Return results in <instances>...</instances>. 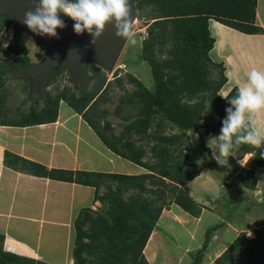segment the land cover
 Listing matches in <instances>:
<instances>
[{
	"label": "trees",
	"instance_id": "16d2710c",
	"mask_svg": "<svg viewBox=\"0 0 264 264\" xmlns=\"http://www.w3.org/2000/svg\"><path fill=\"white\" fill-rule=\"evenodd\" d=\"M256 4L257 0H137L136 8L141 11L147 8L148 18L152 21L147 26V35L134 61L144 60L149 64L154 83L146 88L135 76L127 74L128 81H134L137 87L129 98L121 100V104H140L136 122L126 128L135 127L133 131L140 134L135 140L130 139L128 130L114 134L111 123L105 119L109 111L107 108H97L107 92V88H103L106 76L100 67L93 64L88 66L90 80H93L92 88L77 95L67 88L54 96L47 94L40 108L31 105L29 117L24 121L0 118L1 125L29 126L54 122L59 102L64 100L110 151L144 169L143 173L137 175L49 169L38 162L4 151L3 163L6 166L36 176L94 186V200L107 205L102 212L94 214L90 208H83L76 217V239L72 251L75 264H149L142 250L162 210L169 203L176 204L190 215L200 214L201 205L193 200L186 187L187 182L201 172L200 165L189 162V155L185 152L191 150L187 133L190 129L198 132L203 126L214 131L215 128H211V122H214L217 126L215 130L220 134L228 115L226 109L231 107L227 100L218 95L227 78L222 63L212 61L209 56L214 43L209 20L245 33L264 32L256 24ZM11 26V16L8 13L0 14V31ZM165 41L171 42L167 49L162 47ZM4 52L10 58L0 62V73L30 63L22 35L15 45L10 41ZM157 53L164 57H159ZM130 54V51L127 52L125 58L129 63ZM115 79L122 87L121 78L117 76ZM28 90L29 84L24 82L22 92L28 94ZM226 95H236V88L232 87ZM118 108L115 107L114 112ZM152 116H158L159 120L148 132ZM249 126L246 122L233 135V141L236 136L243 135ZM169 127L176 131L166 132ZM138 140L144 142L137 144ZM145 145H150L148 150ZM233 151L238 152L239 158L243 154H251V168L240 166L232 157L228 158V162L237 171L243 187L255 188L257 178L254 170L255 167H264V158L260 156L264 145L257 149L244 144L239 149L234 146ZM144 157H148V160L144 161ZM147 180L163 189L148 188ZM101 184L108 190L100 193L98 188ZM259 206L263 208L264 202ZM216 227L211 226L206 230L203 246L196 250L191 264H201L203 252ZM254 233L253 237H249L240 231L214 259V264H264V235L260 229ZM3 239V234H0V264H44L4 252Z\"/></svg>",
	"mask_w": 264,
	"mask_h": 264
},
{
	"label": "crops",
	"instance_id": "0c3cea01",
	"mask_svg": "<svg viewBox=\"0 0 264 264\" xmlns=\"http://www.w3.org/2000/svg\"><path fill=\"white\" fill-rule=\"evenodd\" d=\"M210 20L209 30L214 43L209 56L212 61L222 63L224 67L227 80L222 88L227 86L228 93L234 87L229 75L241 87L247 86L249 71L253 68L264 71V32L245 33ZM256 24L264 30V0H257ZM253 120L255 126L264 129V110ZM61 129L70 132L72 139L62 137ZM82 144L85 145L87 155L80 157L79 145ZM5 150L43 164L49 169L127 175L143 173L141 166L122 157L115 158L120 156L110 151L86 121L64 100L59 102L54 122L29 126L0 124V234L4 236L2 249L21 259H34L44 264H75L72 251L76 239V217L83 208H90L94 214L98 212V208L104 207L100 201L94 200V186L36 176L6 166L3 163ZM94 152L103 154L107 164H102V160L92 161L89 153ZM202 173L188 182L200 178ZM188 182L186 187L189 195H192ZM98 190L108 189L101 184ZM204 193L210 201H201L192 195L193 200L201 205L199 216L203 211L215 212L217 208L213 203L216 195L210 196L212 193L209 194L208 190H204ZM86 199L88 203L85 202ZM172 204L174 209L170 214V221L162 220L170 225L162 228L169 236L159 231V219L164 210L170 209V204L162 210L142 250L149 264H191L193 259L189 256L190 253L202 247L206 230L217 225L201 262L211 264L209 262L213 261L214 264V259L241 231L219 218L211 223L207 222L198 239L196 230L201 226V219ZM182 215L190 217L193 223L186 219L180 220ZM189 223L192 224L189 226ZM229 230L233 234H229Z\"/></svg>",
	"mask_w": 264,
	"mask_h": 264
},
{
	"label": "rangeland",
	"instance_id": "374dc122",
	"mask_svg": "<svg viewBox=\"0 0 264 264\" xmlns=\"http://www.w3.org/2000/svg\"><path fill=\"white\" fill-rule=\"evenodd\" d=\"M133 2V18L134 20V31L137 35L138 43L136 45H130L127 41L121 51V54L115 64V67L110 70L106 71L102 67L101 71L104 72L106 76V81L104 83L103 88H107V92L103 96L104 100L98 102L99 106L97 108H107L109 114L106 116V120L111 123V128L114 134L119 135L121 132L128 130L130 135V139H137L140 134H137L133 131L135 129L134 126H128L130 123L136 122V115L139 114V103L137 104H128L126 103L121 104V100L129 98L136 89L137 85L134 81H128L127 74H132L139 80L146 88H150L153 85V80L151 76V70L149 64L142 60L135 62L136 56L139 55L142 47L143 39L147 35V26L152 21L148 18L147 15V8H144L142 11L136 8L137 0H132ZM141 13V14H140ZM140 14V15H139ZM216 20H210V22H214ZM25 41V47L27 49V54L30 59V62H38L43 58V52L39 49L37 44L33 41L30 35L27 32H23L21 34ZM8 30L7 28H1L0 31V62L8 60L10 55L5 53V44L8 41ZM171 45L170 41H165L162 47L164 49L169 48ZM130 51L129 55V62H126V54ZM159 57H164V55L157 53ZM89 72V68H88ZM89 73V77H90ZM116 74V75H115ZM213 76H216L215 73H212ZM1 76V74H0ZM119 76L122 80V87L117 84L116 77ZM24 82L28 83L20 78H0V118L7 119L9 121H21L26 120L29 117V112H31L32 104L36 105V108H40L44 100L48 97L44 98H37L31 100L28 98V94L22 92V87L24 86ZM93 80H89V84L86 89L92 88ZM69 89L71 92H74L76 95L81 90L73 85L71 81H69L68 73L62 71L58 74H55L49 81L46 86L47 94L54 96L57 92L62 91L63 89ZM227 86L221 87L219 90V94L227 93ZM85 89V90H86ZM8 93V94H6ZM119 107L117 112H114L115 107ZM142 116V114H140ZM128 116V117H127ZM158 116L151 117V127L148 128V132L157 125L158 123ZM205 121L203 120V123ZM102 124V122H101ZM135 126L136 123L134 124ZM216 124L211 122V128H215ZM210 131V129L205 128L204 126L199 129L198 132L192 131L190 129L187 133V143L190 144L191 150L185 151L189 155V162H195L200 165L202 175L200 178L196 179L195 181L188 182L189 190L191 191L192 195L198 197L197 199H201V201L209 200L208 196H205L204 190H208L209 194L212 193L210 196L216 195V200L213 201L217 208L214 211H203L202 214L198 217L201 219L199 225L200 228L196 230V235L201 238V232L204 229V226L207 222L211 223L217 219H222L227 223L231 224L234 228H238L241 231H244L246 236L253 237L255 235V230L260 229L264 235V207H260L259 204L264 202V167H255V177L257 178V183L255 188L248 189L243 187L242 183L240 182L237 171L233 169L232 165L229 163V167L222 168L219 167L215 160L212 159V152L211 149L207 147V141L210 136H218L219 134L216 130ZM175 129L169 127L166 129V132L172 133L175 132ZM62 137H68L72 139V135L67 130L61 129L60 132ZM201 135V137H200ZM87 134H85V137ZM144 142V140L136 141L137 144ZM151 145V143H150ZM150 145H145L147 150L149 149ZM80 146V157L86 156L87 153L85 152V145ZM208 148V150L206 149ZM102 150V149H101ZM235 152V156H229L234 158L236 162L241 166L239 161L247 162L245 165L247 168H251L252 161L250 160V153L243 154L242 157L239 158L238 152ZM90 159L92 161H100L102 160V164H107V161L104 159L103 154L89 153ZM103 157V158H102ZM120 158L121 157H115ZM144 161L148 160V157L143 158ZM152 162V160H151ZM100 163V162H99ZM144 172V169L141 168ZM148 172V171H146ZM200 172V173H201ZM199 176V175H198ZM196 178V177H195ZM150 181H146V185L150 189H163L160 185H155L149 183ZM212 191V192H211ZM103 190H100L102 193ZM189 192V191H188ZM126 193L125 195H127ZM151 195V194H150ZM190 195L191 197H193ZM210 201V200H209ZM208 201V202H209ZM88 203V199L85 201ZM85 203V204H86ZM168 206L170 209L164 210L163 214L161 215L159 225V231L169 236L168 233L163 230V226H170L169 223H164V221H170L172 214L173 204L169 203ZM172 204V205H171ZM104 209L107 207L106 204H102ZM213 206V205H211ZM167 206L165 208H168ZM98 208V207H97ZM101 208V207H100ZM98 208V212H102L103 208ZM164 208V209H165ZM175 208H177L175 206ZM215 208V207H214ZM175 216V214H173ZM181 215V214H180ZM179 217V216H178ZM174 218V217H172ZM180 220L186 219L187 222H192L190 217H179ZM175 219V218H174ZM172 223V222H170ZM189 223V226L192 224ZM231 226V227H232ZM176 227V226H175ZM201 231V232H200ZM240 231L238 232V234ZM229 234H233L231 230H229ZM185 238V237H184ZM264 239V237H263ZM203 246V244H202ZM208 245H206L207 247ZM192 259L195 258V252L192 251L190 255ZM213 258V257H212ZM209 263H213L210 261Z\"/></svg>",
	"mask_w": 264,
	"mask_h": 264
},
{
	"label": "clouds",
	"instance_id": "9594fccd",
	"mask_svg": "<svg viewBox=\"0 0 264 264\" xmlns=\"http://www.w3.org/2000/svg\"><path fill=\"white\" fill-rule=\"evenodd\" d=\"M32 4L34 7L24 13L21 22L36 35L59 38L57 29L66 27L64 20L60 18V14L63 13L70 18L69 20L74 21L75 34L82 35L87 31L92 36L90 43L93 45L102 35L106 24L113 22L117 37L123 38L133 46L138 43L134 31L135 19L132 15L133 2L130 0H32ZM7 30L9 36L5 47L12 41L13 22ZM228 78L236 88V95L230 97L218 94L227 100L231 107L226 109L228 115L223 121L220 134L210 136L207 141L212 159L223 167H229V156H235L234 146L239 149L240 145L246 144L261 149L264 145V129L255 126L253 120L261 110H264V71L255 68L249 71L247 86L244 87L236 83L230 75ZM246 121L250 126L243 135L236 136L234 142L233 135L245 126ZM260 156L264 158V151ZM239 163L243 166L247 162L240 160Z\"/></svg>",
	"mask_w": 264,
	"mask_h": 264
},
{
	"label": "water",
	"instance_id": "95a60500",
	"mask_svg": "<svg viewBox=\"0 0 264 264\" xmlns=\"http://www.w3.org/2000/svg\"><path fill=\"white\" fill-rule=\"evenodd\" d=\"M33 7L32 0H0V14L8 13L12 18L13 44L18 42L23 32H27L44 54L38 62L4 70L0 78L28 81V98L34 100L47 97V83L60 71H67L69 81L83 92L90 80L89 64L101 66L107 71L113 69L126 43L115 35L114 22L106 24L94 45L90 43L92 36L87 31L82 35L75 34L74 21L64 14H60V18L66 27L57 29L59 38L39 36L21 22L24 13Z\"/></svg>",
	"mask_w": 264,
	"mask_h": 264
},
{
	"label": "flooded vegetation",
	"instance_id": "af4514ba",
	"mask_svg": "<svg viewBox=\"0 0 264 264\" xmlns=\"http://www.w3.org/2000/svg\"><path fill=\"white\" fill-rule=\"evenodd\" d=\"M1 74V73H0ZM1 79H4V78H1Z\"/></svg>",
	"mask_w": 264,
	"mask_h": 264
}]
</instances>
